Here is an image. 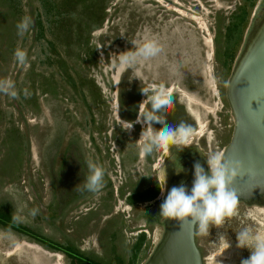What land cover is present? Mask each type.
Returning a JSON list of instances; mask_svg holds the SVG:
<instances>
[{
  "label": "rangeland",
  "instance_id": "obj_1",
  "mask_svg": "<svg viewBox=\"0 0 264 264\" xmlns=\"http://www.w3.org/2000/svg\"><path fill=\"white\" fill-rule=\"evenodd\" d=\"M262 1L248 8L242 39L230 41L235 57L226 68L225 28L242 0H0V79H12L19 95L0 93V205L31 233L96 263L144 264L164 233L160 205L194 169L186 157L207 169L205 156L223 152L231 140L227 81ZM24 17L33 23L20 37L16 25ZM145 33L158 39L161 54L122 67L118 55ZM17 48L27 53L24 65L15 60ZM150 85L172 88L179 123L195 130L191 146L141 155L143 126L135 121L145 105L141 88ZM126 122H133L131 131L122 128ZM88 160L104 168V187L81 194L75 188ZM176 163L184 169L179 174ZM153 188L152 199L130 202ZM243 227L264 230V202L239 201L220 228L195 236L203 264L249 258L248 248L236 247ZM140 233L145 238L133 256ZM0 264L79 263L0 226Z\"/></svg>",
  "mask_w": 264,
  "mask_h": 264
},
{
  "label": "clouds",
  "instance_id": "obj_2",
  "mask_svg": "<svg viewBox=\"0 0 264 264\" xmlns=\"http://www.w3.org/2000/svg\"><path fill=\"white\" fill-rule=\"evenodd\" d=\"M32 23L29 17L22 18L16 25L18 36L23 37ZM131 43L134 46L133 49L118 55L119 64L125 68H135L138 64L157 57L163 51L158 39L148 33ZM14 57L20 65L27 63V53L20 48L15 50ZM141 92L146 99L140 105H144L145 101L150 104V108L139 111L135 121L143 126L138 140L141 155L150 156L160 149L168 151L172 147L179 152L191 146L195 135V130L191 125L183 121L176 125L167 123L165 110L171 108L174 101L166 87L150 85L141 88ZM0 93L12 99L19 98L16 84L10 78L0 79ZM24 95L25 97L29 95L26 89ZM156 124L161 127L157 129ZM122 128L131 131L133 122H126V126ZM205 157L207 171L199 160L193 164L194 179L191 190L189 191L181 181L178 186L171 188L160 205V217L178 221L181 224L187 223L193 236H209L211 227L220 228L226 218L236 215L240 199L231 186L238 177L245 174L242 162L227 159L223 152H216ZM173 161L176 162V160ZM86 168L84 181L75 189L81 194L98 193L104 187L105 170L91 160L86 161ZM175 170L177 174L184 171L179 163H176ZM165 183L166 171L163 168V186L159 182L161 190ZM32 214H36L35 210ZM236 240L237 248H248L251 253L249 258L242 259L240 264H264V230L243 227L236 232ZM219 242L225 249L230 247L224 235L219 236Z\"/></svg>",
  "mask_w": 264,
  "mask_h": 264
},
{
  "label": "water",
  "instance_id": "obj_3",
  "mask_svg": "<svg viewBox=\"0 0 264 264\" xmlns=\"http://www.w3.org/2000/svg\"><path fill=\"white\" fill-rule=\"evenodd\" d=\"M226 96L235 123L231 140L223 153L227 159L241 161L245 172L231 187L238 193L240 201L263 203L264 0L255 11L251 27L235 59L227 81ZM195 161L197 159L192 160V163ZM193 179L194 169L189 171L188 178L184 181L189 191ZM164 225L161 239L144 264H203L190 226L174 220H165Z\"/></svg>",
  "mask_w": 264,
  "mask_h": 264
},
{
  "label": "trees",
  "instance_id": "obj_4",
  "mask_svg": "<svg viewBox=\"0 0 264 264\" xmlns=\"http://www.w3.org/2000/svg\"><path fill=\"white\" fill-rule=\"evenodd\" d=\"M256 0H242V3L239 5V7L236 9V11L232 14L231 20L229 24L225 28V49L223 51L224 59L223 64L226 66V68L229 67V64L231 63L232 59L235 57V54L232 53V49L229 45L230 41L233 38H236V41L238 42L240 38L242 39V33L245 28V25L249 19L250 11L248 8L252 9L254 7ZM158 188H153L149 191H146V193H142L139 197H130V202H135L136 199L139 200H148L152 199L154 196H156ZM139 195V194H138ZM0 226L4 228H9L15 231H18L20 233H28L31 236H35V238L44 243L48 248L60 250L62 253L67 254L68 256L72 257V260L74 262H78L79 264H101L96 263L95 261L89 260L86 257L83 256L81 252L78 250L73 249L70 246H63L47 237H43L40 235H35L34 233H31L25 226L21 225L16 219H14L11 210L5 207L4 205H0ZM145 238L144 233H140L138 237V243L134 247V253L133 256H136L137 252L140 250L141 244L143 243V240ZM109 264V263H108ZM111 264V263H110ZM117 264H124L122 260H118Z\"/></svg>",
  "mask_w": 264,
  "mask_h": 264
},
{
  "label": "flooded vegetation",
  "instance_id": "obj_5",
  "mask_svg": "<svg viewBox=\"0 0 264 264\" xmlns=\"http://www.w3.org/2000/svg\"><path fill=\"white\" fill-rule=\"evenodd\" d=\"M171 90H172V88L171 89H169L168 91L171 93V95H172V97H173V101L175 102V99L174 98H176L175 97V95L173 94V92H171ZM147 104V105H146ZM141 107H143V105H141ZM144 108H150V104H148L147 102L145 103V105H144V107H143V109ZM179 101L177 102V104L176 103H173V106L171 107V108H169V109H166L165 110V112H166V120H167V123L168 124H173V125H176V124H179ZM143 109H140V110H143ZM155 127L157 128V129H159L161 126L159 125V124H156L155 125ZM202 131V126H200V128L199 129H196V131L197 132H201ZM196 132V133H197ZM163 153H164V151H162ZM178 155L176 154V157H177ZM186 160L188 161V162H190L191 164H193L192 163V160L194 161V158H191V157H186Z\"/></svg>",
  "mask_w": 264,
  "mask_h": 264
},
{
  "label": "bare ground",
  "instance_id": "obj_6",
  "mask_svg": "<svg viewBox=\"0 0 264 264\" xmlns=\"http://www.w3.org/2000/svg\"><path fill=\"white\" fill-rule=\"evenodd\" d=\"M201 131V130H200Z\"/></svg>",
  "mask_w": 264,
  "mask_h": 264
}]
</instances>
